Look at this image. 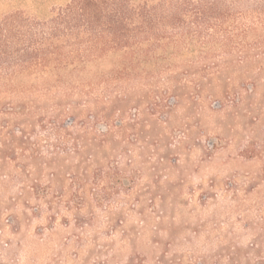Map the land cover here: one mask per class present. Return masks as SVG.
I'll list each match as a JSON object with an SVG mask.
<instances>
[{"label":"rangeland","instance_id":"374dc122","mask_svg":"<svg viewBox=\"0 0 264 264\" xmlns=\"http://www.w3.org/2000/svg\"><path fill=\"white\" fill-rule=\"evenodd\" d=\"M83 1L0 0V264H264V0Z\"/></svg>","mask_w":264,"mask_h":264},{"label":"trees","instance_id":"16d2710c","mask_svg":"<svg viewBox=\"0 0 264 264\" xmlns=\"http://www.w3.org/2000/svg\"><path fill=\"white\" fill-rule=\"evenodd\" d=\"M166 1L168 0H161V6L166 5ZM156 10L155 6H149V0H144L142 3H139L138 0H85L79 4L78 8L69 7L68 11L60 14L55 21L67 27L78 37L87 34L103 36L107 33L114 37L127 34L140 23L141 28H148L156 17ZM12 33L13 29H7L0 33V54H7L8 49H11L9 45L12 44ZM11 87L0 86V97L5 92H19L26 96L32 93L30 90L18 91ZM117 87L115 86V88ZM58 90L60 89L58 88ZM53 92H58L57 87L47 89L44 94L49 96ZM38 94L43 93L40 91Z\"/></svg>","mask_w":264,"mask_h":264}]
</instances>
